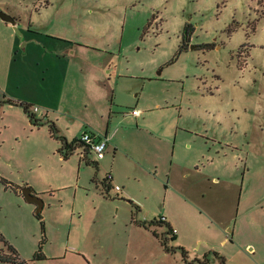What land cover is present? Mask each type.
<instances>
[{
    "label": "rangeland",
    "instance_id": "obj_1",
    "mask_svg": "<svg viewBox=\"0 0 264 264\" xmlns=\"http://www.w3.org/2000/svg\"><path fill=\"white\" fill-rule=\"evenodd\" d=\"M0 3L20 36L26 29L17 14L27 22L33 15V30L50 31L27 53L26 38L14 39L11 55L0 44V64L8 69L0 70V252L11 253L9 244L21 258L0 264H264V0ZM187 25L192 32L181 50ZM64 37L83 47L72 63L77 77L63 96V109L89 130L107 125L109 109L119 121L133 107L161 102L163 108L148 113L151 131L178 132L181 162L189 155L181 138L194 141L192 162L207 155L203 169L183 180L194 202L184 196L174 204L165 201V184L141 174L133 189H145L148 197L137 212L127 196L97 187L95 167L81 162L79 153L62 156L52 120L42 115L59 98L56 76L65 57L55 49ZM47 63L56 79L43 72ZM10 97L31 103V110L40 106L33 113L41 123L35 125ZM60 121L57 135L64 136L69 118ZM120 123L125 129L119 138L127 147L166 145L136 128L133 117ZM110 164L97 172L99 179L115 175ZM26 187L40 193L41 206L26 200ZM168 214L181 230L169 241L171 252L135 222L148 221L162 234L167 225L152 221ZM41 244L46 258L35 260Z\"/></svg>",
    "mask_w": 264,
    "mask_h": 264
},
{
    "label": "crops",
    "instance_id": "obj_2",
    "mask_svg": "<svg viewBox=\"0 0 264 264\" xmlns=\"http://www.w3.org/2000/svg\"><path fill=\"white\" fill-rule=\"evenodd\" d=\"M1 8L3 7L0 6V11H1ZM49 8H50V5L46 4V10H49ZM13 16H15L16 19L18 18V21L20 22L19 26H21L22 25L21 22H23V26L26 29V31L24 32L23 35L20 36L15 31L16 22L15 21L13 22L9 18L7 13H5V16L0 15V44L2 43V46H3L2 48L6 52H9L10 55L12 54L13 50L16 49V43L14 42V39L16 38L18 39L21 37L27 39L26 46L24 49L25 53H27L29 47H33L35 40L38 41V37L40 35H44V32H50V31L41 30L39 28H35L33 30L32 29L33 23H34L33 21H35L33 20V17H34L33 15H31V19L29 22H27L24 19V17L20 14L13 15ZM44 27L48 28V26L46 25ZM46 30H49V29H46ZM7 32L10 34L9 35L10 39H9V36L7 35ZM51 34H55V33H51ZM64 38L69 39V40L60 39V42L59 44H57V47L55 49L57 50L56 52H58V54L60 55L62 54V56L65 57V58H62V57L59 58V60L64 61V64H62L63 67L61 68L62 69L61 73L59 75L57 74L58 76H56L57 77V81H56L57 87H59L60 89L59 98L56 101V103H54V105H51L53 109L44 108L43 110L44 116L42 115V117H46L48 120H52L55 123L58 120L59 123H56L57 126L59 124L62 125L60 121V116L68 117L69 123L67 125L68 126L67 128L69 129L68 131H65L64 136L67 138L68 142L74 143L76 140L80 139L81 134L85 131V126H84V122L81 119H79V117L74 116L73 113L72 112L70 113L69 111H67V109L66 110L63 109V107H65L66 105L63 101V96L64 94L67 93V91L73 90V86H72L73 76L77 77V75H76V72L73 74L72 63L76 60L78 55H82V53L80 52V48L83 46L77 44L75 41H73L69 37H64ZM48 51H50V49L48 48L44 51L45 52L43 56L44 58L47 57ZM39 64H42V61L41 62L39 61ZM46 65H48V63L45 64V66H43L44 69L45 67H47ZM0 70L3 71V73L5 71H8V69L6 70L5 68V63L2 62L0 64ZM107 70H109V68ZM46 71L47 73L50 74V76H53V79H56V77L54 76L55 70H53L52 73L50 72V69L48 68L43 70V72H46ZM51 85L53 86V84ZM0 91L2 92L1 87H0ZM3 94L6 96V93H3ZM10 99H13V98L10 97ZM13 100H16V99H13ZM16 101L26 102V101H21V100H16ZM162 106L163 105L161 102H157L151 107H144L143 108L144 110L141 108L133 107L129 110V112H127L128 114H130V116H126V115L120 116V120H119V121H121L122 119L128 120L129 117L135 118L136 128H138L139 130L148 131L152 139L155 138V139L166 142V145L164 144V146H162L160 150H156L154 148L149 149V150H147L146 148L139 149L136 147L132 148V147H127L123 145L122 140L119 138V133L122 132L125 129V127L121 123L118 124L119 121H116V120L114 121V118H116L117 116L112 115L114 111H112L111 109H109V112H108L107 125H105L102 128H99L98 126L93 125L94 127L89 129L101 135H108L110 139L108 143V147L106 149V154L102 159H97L93 154L88 153L87 154L88 160L90 162L95 161L96 164L93 165V164H87L86 162H84L88 166L95 167L96 174L93 179L94 182H96L97 187L102 186L108 192H110V190L113 188L112 185L119 184L121 186V189L118 190L117 192L118 195L122 194L124 196H127L129 198L128 201L131 203L132 206H133L132 201L138 204L139 210H137V212H139L142 209L140 205L142 203V198L148 197V195H146L147 193L144 194V192H146L145 189L144 190L140 189L139 191L133 189V185L135 186V183L137 181L141 182V178L139 177L141 174L153 176L157 180H160L162 183L165 184V201H168V202L170 201L171 204H174L177 200L182 201L183 196H184L185 198L190 199L192 202H194V199L192 198L190 186L183 180L192 177L197 172H200L203 169V168H200L201 158L207 156L205 152H203L202 156L199 157V159L196 162H192L191 161L192 154L189 152V150L192 149L194 141H192L188 137L181 138L180 143L182 144L183 140H185L186 143H184V146L185 148H187V154H189L187 155L186 159L185 160L183 159L182 160L183 162H181V159H180L181 153L180 154L177 153V146L179 142L178 132H175L174 134L167 132L165 131L164 127L161 128V132H158V133H157L158 130L151 131L152 129H150L147 126L149 124L148 113L150 110L154 108L155 109L163 108ZM38 107L40 108V106ZM134 108L140 110L139 115H134L132 113V109ZM144 111H147V112L145 113ZM72 122H73L74 129H71ZM129 124L132 127L134 126L133 123L130 121H129ZM69 131H71V133ZM122 137H125V135H122ZM171 140H173V146L170 150L169 145H170ZM186 144H188V147ZM82 150H83L82 147H78L76 150V153H80ZM153 156L156 157L157 160H151L150 158ZM81 162L83 161L81 160ZM109 162L111 163L110 165H112L113 169L115 170V175H113L114 176L113 181L108 182V185L111 188H108L106 186L107 184V183L105 184L106 179L105 178L99 179L98 174H97V172L100 170L101 167H104L107 169L106 166L108 165ZM118 163L122 167V170L120 172H118L115 169V165H117ZM161 165H163L162 168H161ZM154 168H155V171H153ZM33 193L37 194L40 197V193L36 191H33ZM165 211H167V209H165ZM164 218L166 219L167 225H170L173 229L176 230L175 238H179V236H181V234H179V232L181 233V230L179 229V226H177L178 222L175 219L176 217L175 216L172 217L168 214V216ZM139 227H142L143 229H146L149 233H152L155 240L161 243L160 238L154 235L151 229L145 228L140 225ZM156 231L158 232V234H160L157 229Z\"/></svg>",
    "mask_w": 264,
    "mask_h": 264
},
{
    "label": "trees",
    "instance_id": "obj_3",
    "mask_svg": "<svg viewBox=\"0 0 264 264\" xmlns=\"http://www.w3.org/2000/svg\"><path fill=\"white\" fill-rule=\"evenodd\" d=\"M192 32V27L187 25L185 28V32H184V37H183V41H182V46H181V50L182 49H187L188 48V37L190 36ZM10 102L12 103H16V104H20L22 106H24V109L26 111V113L29 115V117L31 118V121L34 122L35 125H39L41 123L40 119H37L35 117V114L31 111V104L27 103V102H19L13 99H8ZM50 131L52 132V134L54 136H57L61 141H62V146L60 147L59 151L62 153V156L67 159L70 157V155H72L74 152H76L78 147H82V144L80 143L79 140H76L74 143H70L68 142L67 138L65 136H58L57 133L59 132L58 126L54 121H51L50 123ZM81 160L83 162H86L87 164H93L95 165L96 162H90L87 158V156L85 157H81ZM107 183V184H106ZM105 184L108 188H111L108 185V181L105 180ZM8 186V185H7ZM132 204L134 206V208L136 210H139V205L134 203L132 201ZM38 216L41 218L42 216L40 215V213L38 214ZM134 219V217H133ZM140 226H143L145 228L151 229L152 232L154 233V235H156L157 237L160 238L162 245L164 246V248L168 251H175L174 248H171V246H169V241L174 240L175 239V233L173 232V228L170 225H167L166 223V219L165 218H161L160 220H154L152 221L153 223H158V224H162V223H166L165 225H167L168 229L167 231H165L163 234H158V232L156 231V229H152V227L150 226L151 224L148 223V221H136ZM1 238H3L2 234L0 233ZM43 244V242H42ZM42 244L39 247V249L35 252L34 254V259H43L46 258L45 253L43 252V248H42ZM8 248L10 250L11 253L7 254L4 252H0V261H11V262H19L21 261V258L19 256V253L17 252V250L15 248H13L11 245L8 244ZM179 248L182 249L184 256L187 255L188 251L186 250V248H184L183 246H179Z\"/></svg>",
    "mask_w": 264,
    "mask_h": 264
},
{
    "label": "built area",
    "instance_id": "obj_4",
    "mask_svg": "<svg viewBox=\"0 0 264 264\" xmlns=\"http://www.w3.org/2000/svg\"><path fill=\"white\" fill-rule=\"evenodd\" d=\"M40 108L38 106H34L32 108V112L38 111ZM132 113L134 115H139L140 110L134 108L132 109ZM82 144L83 150L79 153L81 157L87 156V154H93L97 159H102L106 154V149L108 147V143L110 141L108 135H101L91 130H85L79 139ZM114 176L111 172H108L106 180L108 182H112ZM115 190H120L121 186L119 184L112 185ZM175 233L176 230L173 229Z\"/></svg>",
    "mask_w": 264,
    "mask_h": 264
},
{
    "label": "water",
    "instance_id": "obj_5",
    "mask_svg": "<svg viewBox=\"0 0 264 264\" xmlns=\"http://www.w3.org/2000/svg\"><path fill=\"white\" fill-rule=\"evenodd\" d=\"M0 15L5 16V13L3 11H0ZM23 195L29 202H34L38 206H41L43 204L42 199L37 194H34L30 187H26L23 189Z\"/></svg>",
    "mask_w": 264,
    "mask_h": 264
}]
</instances>
